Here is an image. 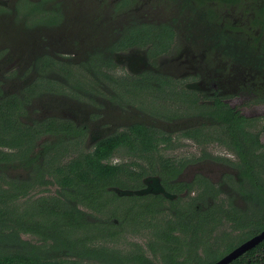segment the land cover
Here are the masks:
<instances>
[{
	"label": "flooded vegetation",
	"instance_id": "af4514ba",
	"mask_svg": "<svg viewBox=\"0 0 264 264\" xmlns=\"http://www.w3.org/2000/svg\"><path fill=\"white\" fill-rule=\"evenodd\" d=\"M50 94L57 97L56 115L47 114L49 104L33 105ZM15 97L23 100V122L53 117L74 126L75 134L60 126L54 135L72 147L88 140L91 148L144 124L165 135L154 138L157 154L194 158L169 178L178 187L167 188L161 175L149 173L140 187L127 188H144V177L156 174L174 198L160 192L120 196L160 194L182 202L203 177L236 207L244 205L240 184L253 205H264V0H0V102ZM228 110L236 121L230 130L221 123ZM194 116L203 122L178 130L159 126ZM193 128L200 129L199 142L183 133ZM51 139L43 133L33 151ZM228 143L245 146L247 173ZM183 146L192 154H174ZM124 152L116 153L120 161ZM210 160L226 167L218 181L210 167L183 172Z\"/></svg>",
	"mask_w": 264,
	"mask_h": 264
},
{
	"label": "trees",
	"instance_id": "16d2710c",
	"mask_svg": "<svg viewBox=\"0 0 264 264\" xmlns=\"http://www.w3.org/2000/svg\"><path fill=\"white\" fill-rule=\"evenodd\" d=\"M9 102H0V264H211L264 229L263 200H258L263 196H253L259 201L253 205L241 184L238 198L244 205L238 207L203 177L182 202L160 194H116L112 187L138 188L149 173L161 175L166 187H178L169 178L194 158L157 154L154 138L165 137L159 129L136 124L91 148L72 147L54 135L60 126L75 134L74 126L53 117L23 122V100ZM221 115L230 130L236 122L230 110ZM43 133L52 139L35 152L33 142ZM183 133L200 141L199 128ZM232 145L247 173L245 146ZM122 147L125 160L112 162ZM107 194L110 201L128 200L122 213L107 208ZM227 264H264V238Z\"/></svg>",
	"mask_w": 264,
	"mask_h": 264
},
{
	"label": "water",
	"instance_id": "95a60500",
	"mask_svg": "<svg viewBox=\"0 0 264 264\" xmlns=\"http://www.w3.org/2000/svg\"><path fill=\"white\" fill-rule=\"evenodd\" d=\"M44 101L40 103V105L45 106V104H49L50 107H45L44 109H48L47 114L50 115H56L55 112L51 111L53 108V104L55 101H57L56 95H47L44 97ZM39 105V106H40ZM203 122V119L200 116H194V117H183L178 118L174 122H164L162 121L159 126L166 130H178V129H187L190 127H193L197 124H200ZM94 133V131H92ZM204 163L198 162L194 164H190L186 166L183 169V172L187 175H192L195 172H201L204 173L203 170L205 168L210 167V169L214 172V176L212 177L213 180L218 181L220 179L221 174L226 170V167L223 166L220 163L214 162V161H203ZM209 163V166L207 165ZM143 182L146 184L144 188L141 189H127V188H120V187H112V189L115 190L117 194H143V193H163L164 196L169 198H174L175 194L168 193L162 186L160 182V178L156 174H151L146 177H144ZM264 238V229L261 230L256 235L252 236L251 238L245 240L226 254H224L222 257H220L218 260L211 264H227L231 260L238 257L240 254L245 252L246 250H249L251 247H253L256 243L261 241Z\"/></svg>",
	"mask_w": 264,
	"mask_h": 264
},
{
	"label": "rangeland",
	"instance_id": "374dc122",
	"mask_svg": "<svg viewBox=\"0 0 264 264\" xmlns=\"http://www.w3.org/2000/svg\"><path fill=\"white\" fill-rule=\"evenodd\" d=\"M218 2H219V4L221 5V3H222V0H217ZM53 95V94H52ZM55 95V94H54ZM45 99H44V97L42 96L40 99H37V100H35L34 101V103H33V105H34V107H36V108H39V105H40V103H41V101L43 102ZM30 117H32L31 115L28 117L29 119H30ZM88 140L86 141V147H88V148H90V146H89V144H88ZM189 150V148H186V147H181V148H179L178 150H177V152H175L174 154H178V155H181V154H183V155H185V156H187V155H190V154H192V153H187V151ZM123 160V159H122ZM111 161L112 162H119L120 161V157H118V154H116L115 155V157L113 156L112 157V159H111ZM107 197L105 198V199H108L109 200V202H108V204H107V208H109V210L110 211H113V212H116V213H122V210L126 207V205L128 204V200L127 199H119V201H117V202H114V201H110V195H106ZM129 203H131V202H129ZM114 220V222H117V220L116 219H113ZM129 238V240L130 239H132V240H136V239H138L139 237H132V236H128Z\"/></svg>",
	"mask_w": 264,
	"mask_h": 264
}]
</instances>
